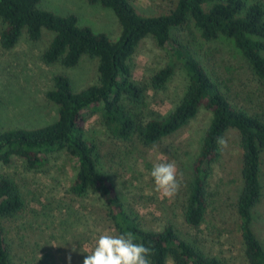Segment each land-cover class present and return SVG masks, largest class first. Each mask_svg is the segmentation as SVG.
Segmentation results:
<instances>
[{"label": "rangeland", "instance_id": "rangeland-1", "mask_svg": "<svg viewBox=\"0 0 264 264\" xmlns=\"http://www.w3.org/2000/svg\"><path fill=\"white\" fill-rule=\"evenodd\" d=\"M247 1L264 6V0ZM130 2L144 17L166 15L173 8L172 0ZM42 6L58 15H76L81 25L105 33L113 42L120 38L121 25L111 9L91 5L87 0H42ZM3 28L0 21V34ZM53 38V32L43 30L42 37L35 42L24 30L12 50H5L0 38V131L31 130L55 122L58 107L46 95L54 88L56 75L68 76L76 93L98 82L97 58L84 56L74 68L45 63L43 56ZM178 44H185L195 53L233 104L264 119V85L233 42L225 38L206 42L193 23L175 31L173 40L165 47H159L151 37L137 47L131 62L134 81L145 87L148 106L134 109L126 100L128 109L142 117H165L181 102L190 81L173 55ZM168 65L174 66L172 80L165 90H154L153 76ZM86 116L88 136L98 145L100 171L113 180L125 208L140 214L146 229L163 230L173 225L185 240L222 264H248L237 212L243 188V154L236 130L225 136L227 148L221 150L210 179L209 209L196 229L186 222L185 210L193 182V163L212 114L201 109L188 125L154 147H146L138 137L119 140L111 135L99 115L87 111ZM162 162H174L177 168L179 189L172 198L157 193L150 176L153 165ZM0 173L16 183L26 202L23 213L2 222L17 263L22 264V260L28 264H83L101 234L117 235L99 198H79L71 192L75 162L66 152L49 155L48 162L38 170H31L24 160L14 158L10 165L0 166ZM261 180L264 187V154ZM253 229L264 246V189L254 210Z\"/></svg>", "mask_w": 264, "mask_h": 264}, {"label": "trees", "instance_id": "trees-1", "mask_svg": "<svg viewBox=\"0 0 264 264\" xmlns=\"http://www.w3.org/2000/svg\"><path fill=\"white\" fill-rule=\"evenodd\" d=\"M91 5L111 9L121 25L120 38L113 42L105 33L81 25L74 15H58L42 6V0H0L3 30L1 45L12 50L24 30L32 41H39L43 30L54 33L45 51L47 64L76 67L84 56L99 60L98 82L74 92L65 74L54 77V88L47 99L58 107V119L31 130L0 131V166L14 158L24 160L28 168L38 170L49 155L66 152L75 162L71 192L81 198L93 195L105 207L106 218L117 235L130 234L134 242L153 249L152 264H222L216 257L185 240L173 225L163 230L146 229L140 214L126 209L113 180L99 169V149L88 136L86 112L99 115L107 130L119 140L138 137L146 147H154L177 133L197 117L201 109L212 114L198 156L193 163V182L185 210L186 222L200 228L210 205L209 185L214 165L221 157L217 137L236 130L243 154V188L237 202L240 230L248 264H264V246L253 229L254 210L263 195L261 180L264 154V119L236 106L213 80L203 63L185 44L173 48L176 62L189 77L184 98L167 116L142 117L128 109H146V89L134 81L132 59L146 38L159 47L173 40L174 32L193 23L206 42L225 38L232 41L264 85V6L247 0H172L169 14L144 17L130 0H87ZM168 65L152 78V88L166 89L174 76ZM26 208L16 183L0 173V264H19L15 249L6 237L4 220L16 218ZM20 261V260H19ZM28 264L27 261H20Z\"/></svg>", "mask_w": 264, "mask_h": 264}, {"label": "clouds", "instance_id": "clouds-1", "mask_svg": "<svg viewBox=\"0 0 264 264\" xmlns=\"http://www.w3.org/2000/svg\"><path fill=\"white\" fill-rule=\"evenodd\" d=\"M218 150L227 148V140L217 137ZM150 176L154 190L164 198H172L179 189L177 168L174 162L154 164ZM75 251V249H73ZM153 249L143 243L134 242L130 234H101L91 254H87L83 264H152Z\"/></svg>", "mask_w": 264, "mask_h": 264}]
</instances>
